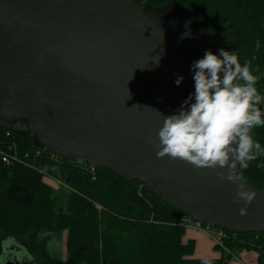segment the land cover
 I'll return each mask as SVG.
<instances>
[{"label":"water","instance_id":"obj_1","mask_svg":"<svg viewBox=\"0 0 264 264\" xmlns=\"http://www.w3.org/2000/svg\"><path fill=\"white\" fill-rule=\"evenodd\" d=\"M228 34L189 24L174 0H0V126L29 134L35 149L138 180L190 219L264 233V189L239 165L257 193L250 204L236 203L237 185L216 171L156 156L161 114H177L190 66ZM8 253L4 264H21Z\"/></svg>","mask_w":264,"mask_h":264},{"label":"trees","instance_id":"obj_2","mask_svg":"<svg viewBox=\"0 0 264 264\" xmlns=\"http://www.w3.org/2000/svg\"><path fill=\"white\" fill-rule=\"evenodd\" d=\"M139 6L165 5L173 0H134ZM188 15L189 24L214 33L228 27L221 49L248 63L264 97V0H174ZM200 57L198 59H201ZM196 59V60H198ZM194 92L193 79L183 101ZM264 113V100L259 105ZM264 149V126L251 133ZM0 241L11 237L32 257L31 264H222L223 258L192 259L193 244H183L184 219L177 208L152 196L138 180H123L107 168H93L50 151L35 149L32 137L0 126ZM239 176L264 189V152ZM68 188L65 209L57 207L56 189ZM63 233V258L49 252L56 233ZM227 258L243 251L257 254L264 264V233L224 231ZM1 252V248H0Z\"/></svg>","mask_w":264,"mask_h":264},{"label":"clouds","instance_id":"obj_3","mask_svg":"<svg viewBox=\"0 0 264 264\" xmlns=\"http://www.w3.org/2000/svg\"><path fill=\"white\" fill-rule=\"evenodd\" d=\"M190 67L194 92L177 114H161L156 156L216 171L221 179L237 185L236 203L250 204L257 193L240 182L236 169L237 165L247 168L264 152L251 135L255 127L264 126L259 107L264 97L255 87L257 77L248 63L242 65L235 53L225 49L218 55L206 51ZM182 81L177 75L176 86Z\"/></svg>","mask_w":264,"mask_h":264},{"label":"rangeland","instance_id":"obj_4","mask_svg":"<svg viewBox=\"0 0 264 264\" xmlns=\"http://www.w3.org/2000/svg\"><path fill=\"white\" fill-rule=\"evenodd\" d=\"M69 191L68 188L64 186H59L56 189V200H57V207L61 209H65L67 206ZM186 229V227H185ZM0 247L4 255L0 256V264H4V260L6 259L8 254V250L10 248H14V253L12 254L13 257L17 258V261L21 264H31L33 262L32 257L27 252L26 248L20 243L17 242L14 238L11 237H3L0 241ZM219 251V250H217ZM49 252L53 258H57V260H61L63 258V233L58 232L56 235L53 236V239L49 243ZM238 255L235 254L233 256L234 260H238ZM223 261H227L228 258L225 253L222 255Z\"/></svg>","mask_w":264,"mask_h":264},{"label":"crops","instance_id":"obj_5","mask_svg":"<svg viewBox=\"0 0 264 264\" xmlns=\"http://www.w3.org/2000/svg\"><path fill=\"white\" fill-rule=\"evenodd\" d=\"M181 241L183 244H187L188 242L193 244L192 259L206 261L220 259L223 255V253L216 250L215 244L209 235L191 227L185 229ZM222 264H257V254L253 251H243L239 253L238 260L230 257L227 261H223Z\"/></svg>","mask_w":264,"mask_h":264},{"label":"built area","instance_id":"obj_6","mask_svg":"<svg viewBox=\"0 0 264 264\" xmlns=\"http://www.w3.org/2000/svg\"><path fill=\"white\" fill-rule=\"evenodd\" d=\"M0 158L6 165L10 164L11 161H16L15 157L5 154H1ZM183 221L186 228L191 227L195 230L204 232V234L209 235L216 247L224 249L223 240L226 238L225 230L206 225L205 223L203 224L202 222L190 219L189 217H186Z\"/></svg>","mask_w":264,"mask_h":264}]
</instances>
